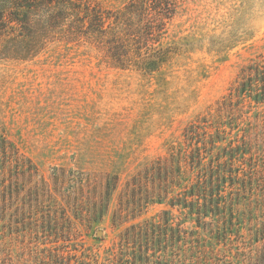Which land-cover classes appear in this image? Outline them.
Instances as JSON below:
<instances>
[{
    "label": "rangeland",
    "instance_id": "obj_1",
    "mask_svg": "<svg viewBox=\"0 0 264 264\" xmlns=\"http://www.w3.org/2000/svg\"><path fill=\"white\" fill-rule=\"evenodd\" d=\"M95 1L120 8L126 0ZM162 41L169 57L150 74L118 68L89 43L55 40L27 60L0 59L1 200L9 252L23 264L42 256L44 241L76 240L102 259L125 227L145 221L167 257L181 254L185 228L213 243L210 227H196L179 205L150 202L152 182L138 186L133 176L185 147L184 128L218 108L233 128L227 138L241 129L247 162L264 178V97L224 100L246 65L264 64V0L180 1ZM246 196L233 212L242 226L235 239L260 249L264 195Z\"/></svg>",
    "mask_w": 264,
    "mask_h": 264
},
{
    "label": "trees",
    "instance_id": "obj_2",
    "mask_svg": "<svg viewBox=\"0 0 264 264\" xmlns=\"http://www.w3.org/2000/svg\"><path fill=\"white\" fill-rule=\"evenodd\" d=\"M180 1L126 0L120 8H105L95 0H0V59L27 60L55 40L89 43L118 68L135 67L150 74L169 57L170 46L164 45L162 38ZM37 14H46V19L34 20ZM238 78L240 82L229 90L226 103L231 105L237 96L262 102L264 64L246 65ZM219 115L220 108L215 115L209 112L190 122L183 130L185 147L172 146L169 156L153 160L144 169L145 176L141 171L133 176L138 186L144 185L146 178L152 182L147 195L150 202H164L171 208L179 205L196 227L203 231L210 227L213 243L198 241L197 230L185 228L181 254L167 257L150 238L154 224L145 221L125 227L102 259L96 252L80 250V244L71 239L53 246L44 241L42 256H34L32 264H264V235H260V249L243 246L235 239L241 223L233 221L236 207L248 205L247 194L264 195V178L257 175V164L247 162L251 156L245 157L246 136L237 139L238 129L235 137L227 138L232 125L227 132ZM205 126L214 127V132ZM238 141L239 145L234 144ZM245 160L246 169L242 168ZM235 161L240 162L236 167ZM2 169L0 166V264H23L18 254L12 255L8 249ZM66 231L71 234L70 226Z\"/></svg>",
    "mask_w": 264,
    "mask_h": 264
},
{
    "label": "clouds",
    "instance_id": "obj_3",
    "mask_svg": "<svg viewBox=\"0 0 264 264\" xmlns=\"http://www.w3.org/2000/svg\"><path fill=\"white\" fill-rule=\"evenodd\" d=\"M34 20H42V19H46V14H37L36 16H34L33 18Z\"/></svg>",
    "mask_w": 264,
    "mask_h": 264
},
{
    "label": "water",
    "instance_id": "obj_4",
    "mask_svg": "<svg viewBox=\"0 0 264 264\" xmlns=\"http://www.w3.org/2000/svg\"><path fill=\"white\" fill-rule=\"evenodd\" d=\"M101 233H102V230H100V229L97 230V234H98V235H101Z\"/></svg>",
    "mask_w": 264,
    "mask_h": 264
}]
</instances>
